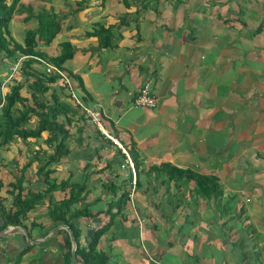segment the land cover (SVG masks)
<instances>
[{
  "label": "crops",
  "instance_id": "crops-1",
  "mask_svg": "<svg viewBox=\"0 0 264 264\" xmlns=\"http://www.w3.org/2000/svg\"><path fill=\"white\" fill-rule=\"evenodd\" d=\"M55 1L22 2L31 17L24 21L29 12H15L10 23L21 29L9 26L11 35L23 42L42 9L43 22L55 17L59 32L37 47L56 56L62 41L72 45L64 68L83 84L70 77L72 90L99 112L103 129L74 102L67 85H53L76 111L66 124L69 151L51 164V180L69 186L46 195L20 227L35 240L60 225L47 214L48 196L60 201L72 185L79 199L71 209L90 212L73 220L81 244L114 215L98 243L108 264H264V0ZM97 25L111 30V45H100L92 33ZM18 59L0 61L3 79ZM146 80L158 99L154 108L133 102ZM47 136L39 145L17 139L0 148L6 210L13 204L10 185L36 158L34 149L41 158L24 172L22 196L46 186L36 169L44 152H54L44 143ZM130 152L138 157V171ZM165 163L214 175L221 192L206 197L195 180L166 177ZM121 195L125 202L112 207ZM64 237L52 234L21 256L29 245L24 233L0 237V264H31L36 257L41 264H64Z\"/></svg>",
  "mask_w": 264,
  "mask_h": 264
},
{
  "label": "trees",
  "instance_id": "trees-1",
  "mask_svg": "<svg viewBox=\"0 0 264 264\" xmlns=\"http://www.w3.org/2000/svg\"><path fill=\"white\" fill-rule=\"evenodd\" d=\"M20 1L21 0H0V61L2 63L5 62V60L15 62L18 57L25 56L17 69L21 78L17 79L14 77L3 96L0 90V148L17 139L26 144H38V140L42 138V134L47 132L48 136L44 139V143L53 146L54 152L50 154L44 152V163L37 165L36 175L40 179H44L43 182L40 180L44 185L46 183L44 189L29 191L22 196L24 190L22 185L24 172L30 167L33 160H40V150L34 149V153L37 154L36 158H29L30 160L19 169L20 173L17 175L16 181L10 185L12 187L11 192H13L14 195L12 207L6 210L0 199V217L3 219L0 230H4L8 226H24L23 220L28 211L35 208L36 205L41 204L45 196L52 191L69 186L67 181L57 182L55 179L51 180V173L54 170L51 164L57 162L69 151L68 139L70 137V132L66 124L72 121V115L76 112L71 109L68 103L60 100L57 89L53 86L59 81L60 88L66 87V84L59 75L55 73L48 74L35 68V64L40 63L37 58H42L62 70L64 68V63L72 58L74 48L68 41H62L60 43V53L56 56H47L37 47L38 42L49 44L59 32L58 21L55 17L52 16L50 21L45 20L43 22V19L40 18V12L36 14L38 19L37 27L25 30L23 42L16 41L9 29V24L14 13L24 10L28 11L29 14L24 17V21H27L31 17V8L29 6H24ZM123 1L127 3V0ZM45 18H47V16ZM92 33L99 37L101 46L106 47L111 45V30L109 28L97 25V28ZM67 73L68 77L77 80L79 86L83 88L82 79L79 75L70 71ZM2 81L3 77L0 76V85ZM50 90H52V92L50 98L47 99L45 93ZM69 113L71 115H69ZM59 119H61V121H59ZM130 155L134 167L138 171V157L134 152H130ZM164 167L168 168V172L164 170L167 173L166 177L176 180L182 177L195 180L198 193L201 195L211 197L221 192L219 181L214 175L201 174L191 169L178 168L168 163L163 165L162 170ZM2 186L3 184L0 180V190ZM124 197L125 196L121 195L120 199L113 202L112 207L120 203L123 204V202H125ZM78 199L77 194L73 193L72 185H70L69 195L66 198L55 201L51 196H48L49 205L47 214L51 218L53 224L64 223L72 231L77 243L76 263L108 264V257L104 251L98 248V243L100 237L111 225L114 215L110 214L106 222L99 223L83 245L79 241L80 231L73 220L82 215L90 216V212H88L87 208L71 209V206ZM109 211L110 210H108L107 213H109ZM61 233H65L63 243L61 244L66 250L63 255L64 264H69L71 252L69 233L65 229H59L53 234ZM45 234L47 233H43L42 237ZM30 247L31 245H26V247L20 251L19 256L29 250Z\"/></svg>",
  "mask_w": 264,
  "mask_h": 264
},
{
  "label": "built area",
  "instance_id": "built-area-1",
  "mask_svg": "<svg viewBox=\"0 0 264 264\" xmlns=\"http://www.w3.org/2000/svg\"><path fill=\"white\" fill-rule=\"evenodd\" d=\"M39 62L45 65V72L48 74L55 73L59 75V77L62 79V81L67 85V87L70 89V94L74 102L81 107L84 114L90 118L91 122L95 125H97L99 128L103 129L101 119L99 112L94 109L90 108L86 105H84L81 100L75 95L74 91L72 90V84L70 77H68L63 70H61L59 67L47 62L46 60L42 58H37ZM18 69L17 62L13 64L11 67L10 73L7 75L6 78L3 79L0 90L2 96L5 94V88L8 86L9 82L14 78V74ZM134 105L140 106V107H146V108H154L157 105L158 99L157 96L152 92L151 84L148 80L144 81L143 84L140 86L137 94L134 97ZM133 184L135 182L133 181ZM139 224L142 225L143 219L138 220Z\"/></svg>",
  "mask_w": 264,
  "mask_h": 264
},
{
  "label": "water",
  "instance_id": "water-1",
  "mask_svg": "<svg viewBox=\"0 0 264 264\" xmlns=\"http://www.w3.org/2000/svg\"><path fill=\"white\" fill-rule=\"evenodd\" d=\"M62 227L68 231L69 236H70V240H71V252H70L69 264H75L77 243H76V240H75V237H74L72 231L65 224H60V225L55 226L54 228L51 229V231L45 237L40 238V239L31 240L27 230L20 227V226L7 227L4 230H0V237L9 236V235L14 234V233L22 232V233H24L29 245H34V244H37V243H40V242L46 240L50 235L53 234L54 231H56L57 229L62 228Z\"/></svg>",
  "mask_w": 264,
  "mask_h": 264
},
{
  "label": "rangeland",
  "instance_id": "rangeland-1",
  "mask_svg": "<svg viewBox=\"0 0 264 264\" xmlns=\"http://www.w3.org/2000/svg\"><path fill=\"white\" fill-rule=\"evenodd\" d=\"M21 3L23 2V3H43V2H41V0H21L20 1ZM54 2L56 3V1L54 0ZM26 6V5H25ZM27 6H29V5H27ZM24 14L25 13H27L28 14V11H22ZM43 12H46V11H44L43 9L41 10V13H43ZM26 14V15H27ZM45 15L46 14H42L41 15V19H43V18H45ZM51 18L52 17H50L49 18V21L51 20ZM9 26L10 27H12V29L13 28H15L16 30H17V32H19L20 31V29H21V26H20V24H17V23H10L9 24ZM36 28V27H35ZM31 29H34V28H31ZM46 54V53H45ZM25 58V56H20V58L18 59V61H17V64H18V66H19V64H20V62L22 61V59H24ZM4 63V62H3ZM38 64H41L42 66H43V69H42V71H44L45 72V65L44 64H42L41 62L40 63H38ZM13 66V65H12ZM56 66V65H55ZM10 70H11V68H10ZM63 70V72L66 74L67 72H68V70L66 69V68H63L62 69ZM17 72V71H16ZM8 74H9V72H8ZM68 74V73H67ZM66 74V75H67ZM14 77H15V75H14ZM8 87V86H7ZM34 174V173H33ZM46 186H44V188H45ZM43 188V189H44ZM45 199V198H44ZM46 200V199H45ZM41 212V211H40ZM53 228V227H52ZM51 230H49L48 232H47V234L50 232ZM47 234H45L43 237H45ZM25 241L28 243V241H27V239H25ZM29 244V243H28ZM40 245V244H39ZM31 264H41V260H40V258L39 257H36V258H33V261L31 262Z\"/></svg>",
  "mask_w": 264,
  "mask_h": 264
}]
</instances>
